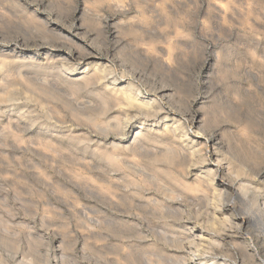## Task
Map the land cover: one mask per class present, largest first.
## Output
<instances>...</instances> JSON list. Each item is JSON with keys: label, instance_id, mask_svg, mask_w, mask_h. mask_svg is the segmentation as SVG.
Returning a JSON list of instances; mask_svg holds the SVG:
<instances>
[{"label": "rangeland", "instance_id": "1", "mask_svg": "<svg viewBox=\"0 0 264 264\" xmlns=\"http://www.w3.org/2000/svg\"><path fill=\"white\" fill-rule=\"evenodd\" d=\"M263 195L264 0H0V264H263Z\"/></svg>", "mask_w": 264, "mask_h": 264}, {"label": "bare ground", "instance_id": "2", "mask_svg": "<svg viewBox=\"0 0 264 264\" xmlns=\"http://www.w3.org/2000/svg\"><path fill=\"white\" fill-rule=\"evenodd\" d=\"M168 3V2H167ZM162 49V48H161ZM160 49V51H163V50H161ZM171 49V48H170ZM169 52H171V50L169 51ZM103 65V64H102ZM103 67V66H102ZM101 67V68H102ZM99 68V67H98ZM98 68H96V69H98ZM100 69V68H99ZM107 69V68H106ZM102 70V69H101ZM104 70H102V72H103ZM98 72H99V70H98ZM97 73V72H96ZM100 74H101V72H100ZM114 90V89H113ZM112 90V91H113ZM118 90V89H117ZM111 91V90H110ZM119 91V90H118ZM117 91V92H118ZM127 91H129V90H124V91H121L122 93L124 92H127ZM116 92V93H117ZM134 92V91H133ZM114 93V92H113ZM115 93V94H116ZM121 93V94H122ZM128 93V92H127ZM112 94V93H111ZM163 94H165V93H163ZM113 95V94H112ZM138 96H139V94H137ZM115 96V95H114ZM117 96V95H116ZM138 96H136V97H138ZM141 96V95H140ZM122 97H123V103H121V102H119V101H122V100H118V102L120 103V104H125V105H122L123 107H127L128 108V110L130 109V110H135V109H138V110H142V109H144V110H146L148 113L149 112H151V109H149L150 108V104H145V100L144 101H142V100H140L139 98H135L134 96H132V94L131 95H128V94H122ZM125 109V108H124ZM154 110V109H153ZM161 110V109H160ZM137 111V110H136ZM155 111V110H154ZM153 111V112H154ZM132 112V111H131ZM144 114H146L145 112H144ZM152 114V113H151ZM151 114H150V116H151ZM128 115V114H127ZM131 116V115H130ZM129 116V117H130ZM155 116V115H154ZM168 116V115H167ZM149 119V118H148ZM171 130V129H170ZM173 130V129H172ZM171 130V131H172ZM176 130V129H175ZM179 130V129H178ZM168 131H169V129H168ZM170 132V131H169ZM175 132H177V131H175ZM208 140V139H207ZM208 143H209V141H207ZM207 144V143H206ZM212 146V145H211ZM211 146H210V148H211ZM207 147V146H206ZM215 147V146H214ZM217 149V148H216ZM208 150V149H207ZM218 150V149H217ZM217 160V159H216ZM220 164V163H219ZM219 164H216L215 166H216V171H217V173L215 174V175H219L222 179H224L225 180V171L222 169V167H221V165H219ZM223 166V165H222ZM215 173V172H214ZM227 174V173H226ZM217 177V176H216ZM211 180V179H210ZM213 180L214 181H216L217 180V178H215V176H214V178H213ZM227 180V179H226ZM209 181V180H208ZM223 182V181H222ZM220 183V182H219ZM216 185V184H215ZM236 185V184H235ZM235 185L233 186V184H231V183H227V184H221V186H218V188H220V187H222V189H227V190H231V191H233L234 193L236 192V193H238V191H237V189H236V187H235ZM213 187V186H212ZM221 189H216V193H219V192H221L220 191ZM225 194V193H224ZM223 194V195H224ZM235 195V194H234ZM225 196V195H224ZM223 198V197H222ZM263 200H264V195H263ZM262 200V201H263ZM235 206V205H234ZM263 206H264V204H263ZM261 207V206H260ZM227 208V207H226ZM234 208V207H233ZM222 209V208H221ZM238 210V209H237ZM231 211V210H230ZM239 211V210H238ZM241 211V210H240ZM222 212H224V211H222ZM220 213V212H219ZM259 214H256V215H259V217H256V215H255V217L253 216V215H251V214H249V213H245V214H243V213H237L238 215H239V221H240V224L239 225H241V226H249V225H258L259 226V229H261V231L264 233V207L263 208H261L260 209V211L258 212ZM225 214V213H224ZM233 214H235V213H233ZM236 214V215H237ZM235 215V216H236ZM216 216V218H218V216H217V214L215 215ZM222 216H223V214H222ZM224 216H226V215H224ZM236 217H238V216H236ZM234 218V217H233ZM218 219H220V218H218ZM230 219H232V218H230ZM228 221H229V218H228ZM218 222V221H217ZM230 222V221H229ZM232 222V221H231ZM230 222V223H231ZM224 223V222H223ZM226 223V222H225ZM220 224H221V222H220ZM219 224V225H220ZM232 224V223H231ZM238 224V223H237ZM226 224H224V226H225ZM238 225V226H239ZM217 226V225H216ZM237 226V227H238ZM197 227V226H196ZM195 226H194V228L192 227V231H194V232H192V235H191V238H192V241H194V243L195 242H198L199 244L200 243H203V242H206L208 239H207V235H205V233L206 232H204V230H199V229H197ZM228 227V226H227ZM225 228V227H224ZM230 228H232V227H230ZM239 228V227H238ZM215 229V228H214ZM216 229H219V227L217 228L216 227ZM229 229V228H228ZM221 231H224L223 229L221 230ZM191 232V231H190ZM208 232V231H207ZM217 232V231H216ZM237 232H238V230H237ZM239 232H240V230H239ZM243 232V231H242ZM260 232V231H259ZM209 233V232H208ZM226 233V232H225ZM236 233V232H235ZM210 234V233H209ZM234 234V233H233ZM217 235V234H216ZM226 235H227V233H226ZM263 235V234H262ZM189 236V235H188ZM213 236H215V233H213ZM224 237V236H223ZM232 237H234V236H232ZM236 237V236H235ZM240 237H241V235H240ZM187 238V237H186ZM190 238V237H189ZM190 238V239H191ZM209 238H210V236H209ZM185 239V238H184ZM188 239V238H187ZM212 239V238H211ZM227 239V238H226ZM230 239H231V236H230ZM239 239V238H238ZM244 239V238H243ZM222 240V239H221ZM229 240V239H228ZM234 240V239H233ZM241 240H242V238H241ZM231 241H232V239H231ZM212 242V241H211ZM210 242V243H211ZM216 242H218V241H216ZM235 241H233V243H234ZM243 242V241H242ZM219 243V242H218ZM221 243V242H220ZM224 243V242H223ZM199 244H197V245H199ZM211 244H213V242L211 243ZM235 244V243H234ZM240 244H241V242H240ZM197 245H196V247H197ZM203 246H204V244H202ZM205 245H208V244H206L205 243ZM247 245V244H246ZM195 246V245H194ZM203 246L201 247V244H200V246H198V248H200L201 247V250L203 249ZM242 246H244L243 245V243H242ZM193 247V246H192ZM206 247V246H205ZM231 247H233L232 245H231ZM249 247V246H248ZM251 247V246H250ZM235 248V247H234ZM237 248V247H236ZM251 249V248H250ZM195 250H197V248L195 249ZM233 250V249H232ZM246 250V249H245ZM258 250V249H257ZM203 251H205V249L203 250ZM239 251V250H238ZM254 251H255V249H254ZM226 252V251H225ZM231 252V251H230ZM234 252V251H233ZM241 252V251H240ZM239 252V253H240ZM257 253H258V251H256ZM184 253V252H183ZM190 253H191V251H190ZM196 253V252H195ZM250 253H251V251H250ZM200 254V253H199ZM206 254V253H205ZM247 254V253H246ZM254 254V253H253ZM256 254V253H255ZM196 255V254H195ZM208 255V254H207ZM203 256V253H202V255H200V256H198L197 258H196V261H199V262H201L202 264H219V261H218V259L217 258H214V259H212V260H214L215 262H213V261H210V260H208V256H211L210 255V253H209V255L208 256ZM233 255V254H232ZM238 255V254H237ZM221 256V255H220ZM226 256V255H225ZM249 256V255H248ZM252 256V255H251ZM254 257H255V255H253ZM189 257V256H188ZM191 257V256H190ZM189 257V258H190ZM193 258H194V256H192ZM196 257V256H195ZM212 257V256H211ZM213 257H215L214 255H213ZM238 257V256H237ZM240 257V256H239ZM238 257V258H239ZM181 258V257H180ZM222 258V257H221ZM226 258V257H225ZM224 258V259H225ZM235 258H236V256H235ZM191 259V258H190ZM184 260H186V258L184 259ZM181 261H182V259H181ZM252 261V260H251ZM184 262V261H183ZM187 262H189V261H187ZM233 262H235V261H233ZM262 262H264V261H262ZM225 263V262H224ZM236 263V262H235ZM199 264V263H198ZM221 264V263H220ZM226 264V263H225ZM233 264V263H232ZM264 264V263H263Z\"/></svg>", "mask_w": 264, "mask_h": 264}]
</instances>
